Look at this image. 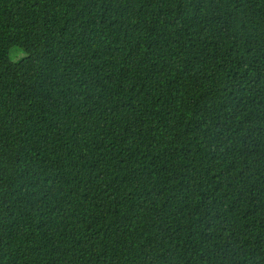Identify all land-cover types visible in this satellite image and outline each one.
Listing matches in <instances>:
<instances>
[{
  "label": "trees",
  "instance_id": "obj_1",
  "mask_svg": "<svg viewBox=\"0 0 264 264\" xmlns=\"http://www.w3.org/2000/svg\"><path fill=\"white\" fill-rule=\"evenodd\" d=\"M0 264H264V0H0Z\"/></svg>",
  "mask_w": 264,
  "mask_h": 264
},
{
  "label": "rangeland",
  "instance_id": "obj_2",
  "mask_svg": "<svg viewBox=\"0 0 264 264\" xmlns=\"http://www.w3.org/2000/svg\"><path fill=\"white\" fill-rule=\"evenodd\" d=\"M26 56V53L22 49L14 48L10 53V59L12 61H18Z\"/></svg>",
  "mask_w": 264,
  "mask_h": 264
}]
</instances>
